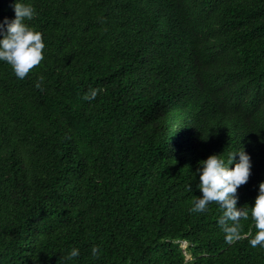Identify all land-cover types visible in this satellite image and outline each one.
<instances>
[{
    "label": "trees",
    "instance_id": "1",
    "mask_svg": "<svg viewBox=\"0 0 264 264\" xmlns=\"http://www.w3.org/2000/svg\"><path fill=\"white\" fill-rule=\"evenodd\" d=\"M31 2L44 59L0 61V264H264L251 214L229 243L217 201L191 211L213 153H251L249 212L264 181V0Z\"/></svg>",
    "mask_w": 264,
    "mask_h": 264
},
{
    "label": "clouds",
    "instance_id": "2",
    "mask_svg": "<svg viewBox=\"0 0 264 264\" xmlns=\"http://www.w3.org/2000/svg\"><path fill=\"white\" fill-rule=\"evenodd\" d=\"M12 7L15 16H5L0 20V61L11 64L17 77L23 79L44 59L46 43L43 33L26 22L38 14L31 0H12ZM43 80L44 76L40 75L37 80L38 87ZM100 91L98 87H89L84 98L94 100ZM199 163L197 187L202 190V195H197L191 211H205L209 202L217 201L222 209L218 223L229 243L240 238L241 219H247L251 214L257 231L249 243L253 247H264V181L259 182L258 195L255 203L251 205L250 212L244 207L245 204L238 206V188L250 179L252 172L251 153L244 146L229 152L227 159L219 153H213ZM99 250V245L92 246L94 256L99 254ZM79 255L78 247H72L67 252L68 259Z\"/></svg>",
    "mask_w": 264,
    "mask_h": 264
},
{
    "label": "rangeland",
    "instance_id": "3",
    "mask_svg": "<svg viewBox=\"0 0 264 264\" xmlns=\"http://www.w3.org/2000/svg\"><path fill=\"white\" fill-rule=\"evenodd\" d=\"M183 247H186V244H183Z\"/></svg>",
    "mask_w": 264,
    "mask_h": 264
},
{
    "label": "water",
    "instance_id": "4",
    "mask_svg": "<svg viewBox=\"0 0 264 264\" xmlns=\"http://www.w3.org/2000/svg\"><path fill=\"white\" fill-rule=\"evenodd\" d=\"M186 244V243H185Z\"/></svg>",
    "mask_w": 264,
    "mask_h": 264
}]
</instances>
